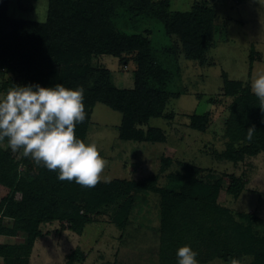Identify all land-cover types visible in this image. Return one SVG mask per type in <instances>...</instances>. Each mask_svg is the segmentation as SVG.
<instances>
[{
    "label": "trees",
    "instance_id": "trees-1",
    "mask_svg": "<svg viewBox=\"0 0 264 264\" xmlns=\"http://www.w3.org/2000/svg\"><path fill=\"white\" fill-rule=\"evenodd\" d=\"M9 2L0 0V94L14 85L82 86L87 115L76 125L77 138L86 140L92 109L102 104L120 114V140L165 142L160 128L144 126L150 118H170L164 109L169 98L178 96L167 89L168 71L161 67L148 35L119 31L117 20L126 15L132 27L144 18L159 22L164 34L181 45L184 58L203 64L214 44L211 7L194 2L187 11H172L170 0H47L46 18L38 22L8 16ZM163 51L172 53L169 48ZM102 56L119 59L122 69L133 64L131 88L116 87L110 71L100 63L94 65L93 60ZM248 58L249 76L253 48ZM221 77L220 96L230 102L223 121L224 150L214 155L237 163L264 152V104L249 83L230 80L225 72ZM210 102L220 101L211 98ZM210 114L189 115V127L205 132ZM253 125L256 131L248 140L247 129ZM3 142L8 143L7 138ZM178 165L181 170L171 176L177 188L157 187L155 176L138 182L101 181L86 188L75 181H60L58 170L49 171L25 156L17 161L10 150L0 148V188L7 191L0 198V264H29L34 243L48 235L42 233V224L64 222L69 231L81 235L101 209L113 206L112 222L124 229L142 193L159 196L158 264H178L176 252L185 245L198 253L199 264L213 260L229 264L230 258L242 262L245 257L251 264H264V221L218 203L221 177L202 175L191 164ZM228 178L225 192L237 199L244 183L234 175ZM3 238L23 241L2 242ZM78 253L68 255V264Z\"/></svg>",
    "mask_w": 264,
    "mask_h": 264
},
{
    "label": "rangeland",
    "instance_id": "rangeland-1",
    "mask_svg": "<svg viewBox=\"0 0 264 264\" xmlns=\"http://www.w3.org/2000/svg\"><path fill=\"white\" fill-rule=\"evenodd\" d=\"M194 2L205 3L215 12L214 44L206 52L203 64L184 58L181 45L164 34L159 22L144 18L132 27L126 15L117 20L119 31L148 35L159 53L161 67L168 71L167 89L178 96L169 98L164 109L163 113L170 118H150L144 126V129L147 126L160 128L165 134V142L120 140L121 116L102 104H96L92 109L85 142H96L100 154L108 161L101 181L138 182L155 176L157 187L177 188L171 176L181 170L179 163H187L201 169L202 175L222 178L220 205L235 213H254L264 221V152L237 163L217 159L214 155L224 150L223 121L230 102L220 96L221 74L225 72L228 79L249 83L251 87L256 73L264 70V0H170V9L187 11ZM46 12L47 0H10L7 9L12 18L38 22L45 20ZM168 48L172 53L162 52ZM251 48L254 61L248 76ZM93 63L110 71L111 82L116 87L129 89L133 86L132 63L122 69L119 59L112 56L99 57ZM211 98L220 102L211 104ZM206 112L211 113L207 130L191 129L189 115ZM0 148L10 150L17 161L24 156L22 151L13 152L8 143L0 142ZM166 159L170 161L169 165L165 164ZM230 175L244 183L237 199L225 192ZM6 193L0 188V198ZM115 208L101 209L81 235L69 231L64 222L40 225L42 233L48 235L34 243L29 264H68V255L73 251L79 253L71 264H158L159 196L140 194L124 229L112 222ZM6 241L21 243L23 239L3 238L2 242ZM207 264L225 263L213 260ZM241 264H251V259L245 257Z\"/></svg>",
    "mask_w": 264,
    "mask_h": 264
},
{
    "label": "clouds",
    "instance_id": "clouds-1",
    "mask_svg": "<svg viewBox=\"0 0 264 264\" xmlns=\"http://www.w3.org/2000/svg\"><path fill=\"white\" fill-rule=\"evenodd\" d=\"M251 91L264 104V70L256 73ZM86 115L82 86L14 85L0 95V142L7 138L13 152L22 151L49 171L58 170L60 181L94 188L104 178L108 161L96 142L86 143L75 134ZM255 131L250 126L246 138L251 140ZM197 255L188 245L176 252L178 264H199ZM229 264L241 261L230 258Z\"/></svg>",
    "mask_w": 264,
    "mask_h": 264
}]
</instances>
